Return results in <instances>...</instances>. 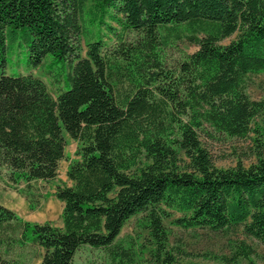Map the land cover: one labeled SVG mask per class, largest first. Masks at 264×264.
Masks as SVG:
<instances>
[{
  "label": "trees",
  "instance_id": "trees-1",
  "mask_svg": "<svg viewBox=\"0 0 264 264\" xmlns=\"http://www.w3.org/2000/svg\"><path fill=\"white\" fill-rule=\"evenodd\" d=\"M183 40L198 49L172 67L165 49ZM10 49L50 82L13 73ZM263 73L264 0H0V173L25 182L34 210L32 184L58 177L66 134L79 157L54 193L62 226L0 203V264H28L31 247L40 264H74L85 246L138 264L119 235L140 214L146 264H194L171 243L176 214L179 228L240 229L264 246V96L247 91ZM209 128L249 140L257 160L216 167ZM229 251L225 264H260L244 238Z\"/></svg>",
  "mask_w": 264,
  "mask_h": 264
},
{
  "label": "rangeland",
  "instance_id": "rangeland-1",
  "mask_svg": "<svg viewBox=\"0 0 264 264\" xmlns=\"http://www.w3.org/2000/svg\"><path fill=\"white\" fill-rule=\"evenodd\" d=\"M107 21L109 22V19ZM113 25L116 26L115 24ZM236 37L237 34H234L232 37L225 39L223 44H228ZM197 49V45L187 40L177 41L171 47L165 49V58L168 65L175 67L186 54L192 53ZM12 54L13 51L10 49L9 55L11 58L9 69L13 70V73H33L42 76L48 83L50 82V78L44 74L43 67L28 69L25 61L26 52L22 54L15 52V54ZM19 59H23V66L21 67L16 63ZM249 83L247 91L251 97L253 99L262 98L264 96V73L252 75L249 79ZM257 122L264 125V115L261 116ZM209 130L212 132L213 137L210 138L202 134L201 140L204 146L210 151L216 167H233L236 166L238 162L249 166L252 162L257 160L256 156L253 155L251 151L249 140L235 137L230 138L218 134L210 128ZM66 138L67 146L65 149V158L60 161L58 177L55 181H39L32 184V190L35 194V200H38V205L36 209L32 210L28 197L26 196L28 204H26L25 209H21L19 212L20 216H23V218L39 223L50 222L56 226L63 224L61 218L62 208L57 204H52L48 201L49 199L47 200V197H49L52 191L56 190L59 185L72 184V181L67 176V169L72 160L79 158L76 155L78 143L68 134H66ZM25 188V182L14 185L12 181L8 179L4 170L0 173V203L6 202L7 199L10 204H16V202L20 201L19 198L15 197L16 193L23 192ZM177 215L178 214L173 215V218ZM173 218L165 220V224L171 232V243L182 245L189 254L181 257V262L194 264H225L220 260V256L229 254L231 241L237 238H244L257 249L258 255L255 257L257 261L260 264H264V246L252 238L245 237L240 229L230 232H215L204 228L185 230L175 226L171 222ZM148 237L149 231L145 228L142 214L132 217L123 227L119 235L121 241L127 245H134L138 255V264H146L149 258V247H147ZM29 252L28 264H40L44 250L42 248L34 249L31 247L29 248ZM105 261L106 259L103 252L91 248L90 246H85L78 252L74 264H104ZM241 264H246V261H243Z\"/></svg>",
  "mask_w": 264,
  "mask_h": 264
},
{
  "label": "crops",
  "instance_id": "crops-1",
  "mask_svg": "<svg viewBox=\"0 0 264 264\" xmlns=\"http://www.w3.org/2000/svg\"><path fill=\"white\" fill-rule=\"evenodd\" d=\"M52 181H55V180H52ZM55 191L56 190L52 191V194L49 197H47V200L49 199L48 201H50L52 204H57L63 209V202L56 198V196L54 195ZM15 197L20 199V201L16 202V204H10V202H8L7 199H6V202L4 201V202H1V203L3 205H5L6 207L14 210L16 213H18L20 215V213H19L20 210L21 209H25L26 208V204H28V202L26 200V194L23 193V192L16 193ZM23 200H25V201H23ZM60 226H62V225H60Z\"/></svg>",
  "mask_w": 264,
  "mask_h": 264
}]
</instances>
